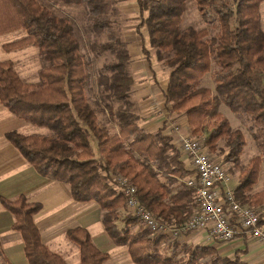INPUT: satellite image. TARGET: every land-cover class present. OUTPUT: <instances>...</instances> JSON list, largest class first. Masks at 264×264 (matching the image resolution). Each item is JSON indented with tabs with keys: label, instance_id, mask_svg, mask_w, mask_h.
<instances>
[{
	"label": "trees",
	"instance_id": "obj_1",
	"mask_svg": "<svg viewBox=\"0 0 264 264\" xmlns=\"http://www.w3.org/2000/svg\"><path fill=\"white\" fill-rule=\"evenodd\" d=\"M57 1L85 5L92 17L91 29L107 36L105 42L89 44L93 54L108 52L113 57L97 70L100 99L91 103L87 98L90 73L70 17L54 13L40 0H0V34L16 29L26 33L2 47L32 44L48 63L38 71L40 82L32 83L20 78L11 60L0 61V103L14 116L51 130L45 135L8 130L5 138L38 174L67 182L73 200L96 202L105 232L114 244L126 246L134 264H248L240 257L248 250L246 237L243 247L229 257L212 245L155 235L128 211L121 216L125 195L111 181V172L136 186L138 202L155 218L177 226L188 219L194 206L193 189L177 181L190 170L163 132L164 123L155 131L138 124L130 97V54L111 17L117 13V0ZM135 1L140 17L136 30L143 27L146 32L141 53L151 66L147 42L156 60L168 68L163 97L169 111L183 112L192 131L204 133V142L212 150L218 138H225L227 149L218 151L224 161L238 160L245 139L218 111L219 104L248 116L255 127L252 137L260 153L250 158L232 191L240 203L264 205V187L252 192L264 163V29L259 14L263 0H193L199 14L218 28L214 35L204 27L180 28L186 0ZM212 65L214 93L197 85ZM95 106L106 112V122L99 119ZM0 204L13 215L11 228L21 234L28 264H70L42 243L33 221L39 202L19 194L0 196ZM259 217L264 223L263 212ZM63 237L78 250L75 264H103L109 257L93 244L86 227L68 228Z\"/></svg>",
	"mask_w": 264,
	"mask_h": 264
},
{
	"label": "rangeland",
	"instance_id": "obj_2",
	"mask_svg": "<svg viewBox=\"0 0 264 264\" xmlns=\"http://www.w3.org/2000/svg\"><path fill=\"white\" fill-rule=\"evenodd\" d=\"M40 2L47 5L56 14L67 15L74 22L76 34L79 37L81 44V52L84 53L87 62L86 68L90 73L88 84L86 85V87H88V89H86V95L91 103L95 99L99 100L100 99L99 87L96 84L97 70L102 62L110 61L113 57L108 52H104L97 55L93 54L89 49V44L93 41L98 43L105 42L107 40L106 34L105 33L98 34L91 29L90 25H91L92 17L88 12L87 8L85 7V5H65L61 2H58L57 0H40ZM116 7H117V13L111 16L114 19V24H113L114 29L125 39L126 46H129L130 49L135 48L136 51L140 50L142 44V38L145 37L146 32L143 27L140 28L139 32L136 30V25L138 24L140 19L137 10L136 1L117 0ZM259 14H260V26L261 28L264 29V0L260 3ZM179 26L181 29L187 26H193L196 28L204 27L207 29L210 35H214L218 32V28L210 20L204 19L199 14L195 2L193 0H186V7L181 16V21L179 23ZM25 34H26L25 30L23 29H16L10 33L6 32L0 34V61L7 59L11 60L13 62L14 70L21 77L30 78L32 82L39 83L40 78L38 76V71L44 66H46L48 63L38 52L36 46L32 44H28L23 47H18L10 50H5L2 47L4 43L20 38ZM144 46L147 49L148 55L150 56L151 66L146 68L147 63L145 62V64H143L144 59L142 60L141 65L140 63L138 64V59H134V58L133 59L130 58L128 63V71L133 77V84L130 90V97L135 102V111L139 116L138 124L139 125L144 124L152 128L155 127L153 130H150V131H155L157 127H160L163 123H165V129L163 130V132L168 134V132L171 130L170 127H168L166 124L167 121L166 117L169 121H173L174 123L179 122L178 124L180 125V127L174 133L177 135L179 133H185L187 134V136L196 137L200 139L202 143L205 145V148L209 152V154L213 158L219 160L226 168V171L230 178L228 186L234 187L236 185L235 181L238 180L241 171L245 168L250 158L260 153V150L257 147V144L252 137V133L255 131V127L253 128L252 123L249 120L248 116L242 114H235L224 103L219 104L218 111L228 119L229 125L232 129L237 128L242 131L245 139V144L243 146V150L241 154L239 155L238 160L236 162L232 160L224 161L223 153H219L218 151L220 148L223 149L224 151L227 149L225 138L222 137L218 138L215 141V146L214 149L212 150L209 147V145L204 142L205 139L204 133L200 132L197 134L192 131V129L189 126L187 117L183 112L169 111L170 108H168L169 106L165 104L163 97V92H164L163 88L168 79V68L163 62L156 60L154 55V49L151 48L147 44V42L144 43ZM130 49H129V53L135 56V50H130ZM142 55L143 54L141 53L140 56L141 59L144 58V56ZM213 69H214V65H212L211 70L209 72L203 74L199 78L197 85L208 87L214 93V75L212 74ZM95 108L97 110L99 119L102 122H106V117H107L106 112L100 110V108L97 106H95ZM4 111L8 112V110H4ZM150 122L153 123L151 124ZM8 125L9 123H3L2 127L5 126L6 128ZM27 125H29V127L18 129L17 131H21L24 134L35 133L40 135L51 133V130H49L45 126H37L31 123H27ZM172 134L173 133H171V135ZM172 139L173 138L170 136L171 143H172ZM91 145L95 149V142L93 140H91ZM118 176L123 177L121 174L114 172H111L109 177L111 181L113 180L117 181L116 177ZM181 179L182 177L177 178L178 183H181ZM263 187H264V163H261L257 175V181L252 187V192L260 190ZM254 208L257 210V212L264 213V205H260L258 207L255 206ZM126 211H128L127 208L121 210V216L126 214ZM119 224L121 223L119 222ZM140 226L142 225L140 224ZM163 244H165V242ZM229 244L231 245L240 244L237 249L242 248L244 245L243 242L241 243L240 239H233L231 241H227L226 243H222L219 254L232 257L233 256L232 252H230L228 255L225 254L224 252L226 246L227 245L229 246ZM246 245L247 246L250 245L254 247L257 246L258 248H260V251L263 252L262 246L254 242L252 239H248ZM117 247L110 251V254L113 257L117 253L116 250L117 251L122 250L127 255V250L125 246H117ZM73 250H74L73 251L74 253H72L73 255L69 257V261L72 263L77 261V255H78V250L75 246H73ZM240 257L244 259L248 264H261L259 261L260 260L259 256L253 257L251 253L249 254L248 250L246 253H242ZM120 261L121 263H123V260ZM0 264H2L1 258H0Z\"/></svg>",
	"mask_w": 264,
	"mask_h": 264
},
{
	"label": "crops",
	"instance_id": "obj_3",
	"mask_svg": "<svg viewBox=\"0 0 264 264\" xmlns=\"http://www.w3.org/2000/svg\"><path fill=\"white\" fill-rule=\"evenodd\" d=\"M12 31H9V33ZM127 48L129 51V46H127ZM130 50H135V56L129 53L131 59H138V64L140 63V65L144 59L143 64H145V58L141 59L140 57L141 47L138 51H136L135 48ZM147 67H149L148 64L146 68ZM20 78L25 82H32L30 78L21 76ZM165 87L166 84L164 85L163 90ZM0 105V196L13 198L19 194H23L27 201L39 202L41 207L33 214V221L39 231L40 239L49 249L61 253L70 264H75L78 260L74 263L69 261V257L73 255L72 253H74L73 245L65 240L63 235L66 229L76 226L86 227L89 230L93 244L99 249L108 252L109 257L103 262V264H134L131 261L128 252L126 255L124 251L116 250L117 253L115 252L116 256L114 255V257L110 254V251L115 249L117 246L124 245L114 244L105 232L101 223L102 210L96 202H79L73 200L70 194L69 184L67 182L58 181L38 174L25 160L19 150L5 138L4 132L29 127V125H27L29 122L14 116L5 106L1 103ZM4 110H8V112H5ZM166 120V124L171 130L168 134L172 138L174 137L172 142L175 144L176 134L174 133L173 124H178L179 122L174 123L173 121H169L167 117ZM153 122L150 123L152 124ZM3 123H9V125L5 128V126L2 127ZM140 126L148 131L155 128L144 124H141ZM171 133L173 134L171 135ZM181 159H183L182 156ZM236 182L237 181H235V184ZM12 222L13 215L0 204L1 262L2 264H28L23 252L21 234L19 231L11 228ZM202 236L203 232L196 230L186 233L180 240L177 241H184L188 243H206L214 246L218 253H220L222 243H226L206 242L203 240ZM239 245L240 244L227 245L224 251L225 254L228 255L230 252L233 253ZM249 246H247L249 254L251 253L253 257L259 256L260 263L264 264V253L260 251V248L257 246ZM120 260H123V263H121Z\"/></svg>",
	"mask_w": 264,
	"mask_h": 264
},
{
	"label": "built area",
	"instance_id": "obj_4",
	"mask_svg": "<svg viewBox=\"0 0 264 264\" xmlns=\"http://www.w3.org/2000/svg\"><path fill=\"white\" fill-rule=\"evenodd\" d=\"M179 127V124H173L175 132ZM175 141L185 167L190 170L188 175L182 177L181 183L193 189L192 213L177 226L161 222L138 202L135 185L118 176L117 187L125 195L128 212L143 227L155 235L165 236L167 240H180L186 233L200 230L206 242L221 243L233 239H241L243 242L246 237L247 240L252 239L260 244L264 253V223L260 222V213L234 197L233 187L228 186L230 178L223 164L213 158L196 137L179 133L176 134Z\"/></svg>",
	"mask_w": 264,
	"mask_h": 264
}]
</instances>
